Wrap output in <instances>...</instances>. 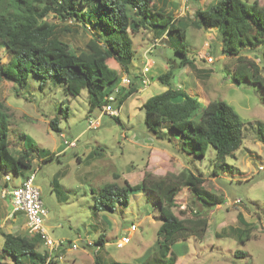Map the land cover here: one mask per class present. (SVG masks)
Segmentation results:
<instances>
[{"label":"rangeland","instance_id":"1","mask_svg":"<svg viewBox=\"0 0 264 264\" xmlns=\"http://www.w3.org/2000/svg\"><path fill=\"white\" fill-rule=\"evenodd\" d=\"M152 1H155L152 7L163 10L159 0ZM172 1L176 7L183 4L186 12L182 27L186 29L188 55H192L193 60V65H185L188 72L181 74L192 89L183 86L186 92L193 95L196 82L202 84L207 97L195 95L201 97L202 103H207L208 99L225 101L245 122L241 147L228 155L219 167L214 164L216 151L213 147H209L203 157L189 153L188 149H183L181 137L172 134L167 124L154 133L144 122V110L134 109L129 103L120 107L118 116L100 115L99 110L89 111L87 89L78 95L69 94L57 78H50L42 86L35 75H30L23 87L7 80L0 84V101L9 113L11 147H23L21 133L37 142V147L30 150L35 156L33 169L25 171L21 177L34 173L35 184L40 187L48 209L44 225L54 240H63L67 245L54 253L57 256L54 264H96V254L106 263L141 262L145 252L155 247L157 229L162 221L155 195L147 191L132 194L128 206L118 205L114 212H106L95 208V191L109 182L123 184L128 180L136 184L143 179L144 171L154 170L163 175L167 170L177 173L183 168L201 177L205 188L221 196L224 202L204 205L188 187L182 186L176 197L175 213L179 217L204 215L209 226L203 240L191 237L189 241L182 240L172 246L178 257L176 264H264V148L255 130L257 122H264V92L253 84H237L227 77L235 68L236 58L223 54L215 29L208 31L192 25L196 10H208L216 0ZM47 19L59 26H70L72 31L65 32L63 38L76 51L85 48L91 32L54 13ZM142 31L133 35L138 55L143 54L146 45L141 36L147 32L142 34ZM171 35L174 37L176 33ZM163 43L166 47H160ZM204 44L206 54L212 57L211 62L196 59ZM152 49L156 51L147 55L149 59L160 60L161 50L178 63L181 59L166 38ZM262 51L263 48L258 47L242 53L262 66ZM8 58L6 49L1 48L0 65ZM108 63L119 73L115 59H109ZM203 64L206 69L197 68ZM179 70H174L173 87H182L183 82L176 75ZM63 109H68V113L64 114ZM88 117H99V126L89 128ZM53 118H57L60 132L51 127ZM50 152L58 153V159H47ZM17 180L13 172H0V247L4 241L2 232L28 234L25 213H13L10 196L5 193L17 184ZM239 215L247 226L239 221ZM132 224L137 229L131 233L128 228ZM244 228L249 230L250 238L246 239L244 234L243 240H239L237 231ZM128 233L130 242L117 247V239ZM102 236L105 246L101 249L95 250L94 243L88 245L86 242L87 239L95 242ZM73 243L77 244L76 248L72 247ZM38 249L47 250L43 242ZM238 250L246 255L236 254ZM27 260L24 258L30 264Z\"/></svg>","mask_w":264,"mask_h":264},{"label":"trees","instance_id":"2","mask_svg":"<svg viewBox=\"0 0 264 264\" xmlns=\"http://www.w3.org/2000/svg\"><path fill=\"white\" fill-rule=\"evenodd\" d=\"M151 3L152 0H0V49L5 48L9 55L8 61L0 65V84L7 80L23 87L30 75H35L42 86L50 78H57L69 94L78 95L87 89L89 111H96L107 102L106 89L118 82L122 71L127 72L134 60L133 35L149 28L160 34L167 32L171 46L181 59L177 65L170 62L169 69L159 76L167 89L143 103L144 122L156 134L167 124L172 134L181 137L183 149H188L189 153L203 157L209 147H213L216 151L214 164L219 167L228 155L241 147L245 122L225 101L212 100L203 104L197 96L173 87L175 68L193 65L188 55L187 32L174 15L155 9ZM50 13L62 20L74 21L86 32H91L84 49L76 51L71 47L63 35L72 28L48 20ZM192 25L215 29L223 54L236 58L235 68L227 73V77L237 84H253L264 92V3L260 0H216L208 10H196ZM173 32L176 33L174 37ZM258 47L263 48L262 66L242 53ZM111 58L120 66L119 73L109 65ZM136 91V86L122 88L116 94L114 105L121 107ZM62 111L68 113V109ZM50 125L60 132L57 118H53ZM255 130L264 148V122H257ZM9 134V113L0 101V172H13L19 177L33 169L35 156L30 150L37 147V142L21 133L19 138L23 147L12 148ZM55 157L58 159L50 152L47 159ZM203 183L201 177L187 168L164 175L146 171L136 184L124 180L123 184L109 182L102 185L95 191V208L114 212L118 205L128 206L132 194L147 191L155 195L162 221L157 229L155 247L146 251L140 264H176L178 257L172 246L191 237L203 240L209 226L204 215L179 217L175 213L176 197L182 186L188 187L204 205L224 202ZM239 221L248 225L241 215ZM237 232L239 240H243L244 234L246 239L250 238L246 228ZM2 235V255L9 256L13 264H26L24 258L30 264L46 263L49 253L38 249L42 242L39 235L10 232H2ZM94 246L104 247V236L96 240ZM238 253L246 255L239 250ZM54 261L55 258L51 264ZM95 262L125 264L102 262L98 254Z\"/></svg>","mask_w":264,"mask_h":264},{"label":"crops","instance_id":"3","mask_svg":"<svg viewBox=\"0 0 264 264\" xmlns=\"http://www.w3.org/2000/svg\"><path fill=\"white\" fill-rule=\"evenodd\" d=\"M152 2H154L153 4L155 6V1H152ZM159 6L166 12H169L171 14H172V12H174L175 13L174 17L177 19L179 24L182 26L183 16H185V14H186V12L184 11L185 6L183 4H180L179 7H176L172 0H159ZM170 6H172V7L170 8ZM186 10H187V8H186ZM145 31L147 33L143 34ZM208 31H213V28L208 29ZM141 33L143 34V36H141L142 41H146V45H145L143 54L138 55L136 53V50H135V57H134V60L132 61V63L129 65L128 71L127 72L122 71L118 82L115 83L110 89H108L106 91L105 96L111 95L113 93L114 87L119 86L121 76L125 74L129 78V83L127 85L120 86V90H122V88H126L129 86H136L137 91L132 93L131 95H129L128 98L124 101V103L121 106L123 107L124 105L129 103V106H131L132 108H134V109L139 108L140 110H143L142 105L149 97H151L155 94L161 93L167 89V86H165L164 84L162 85V83L160 82L159 76L169 69V63L170 62L174 63V65H177L178 62L175 60V58H172V57H169L168 55H165V52L163 50H161L160 60L149 59V57L147 56L148 54H150V53L152 54L156 51L154 49L148 51V48L150 47L151 42L153 41L154 38H161L162 36H164V38H166L167 41L170 39L167 32L160 34L159 31H156L153 28H149V29H143V31ZM205 45L206 44H204L203 49L198 51V56L196 59L204 58L206 60V62H204V63H207L210 61H208L205 58V56H207V54H206L207 51H206V49L204 50ZM164 46L166 47V43H163L162 46H160V47H164ZM133 47H134V42H133ZM190 56H192V55H190ZM209 56H211V55H209ZM118 67H120V66L118 65ZM197 68L206 69L204 64L202 66H197ZM179 69L180 70L176 75L180 76L181 82H183V84H182V87L180 85H175L174 88L182 89V90L186 91V89L183 86H185V87L187 86V88L192 90L191 87H188V85L190 86V84H188L186 82V80L181 77V74L184 73L183 71H187V68L185 66H183V68L181 67ZM144 78L148 79L147 84H143L142 79H144ZM196 84H197V87L194 89L195 91H193V93L192 92L191 93L193 95L207 97L206 91L204 90V86L200 83H197V82H196ZM198 98H199V100H201L200 99L201 97H198ZM209 102H210V99H208L207 103H203V104H208ZM57 155H58V153H57ZM167 172H168V170L165 173H167ZM170 172H174V171L170 170ZM143 173H144L143 175H145V171ZM152 173H155L157 175H162L160 173H156L154 170ZM165 173H163V175ZM17 178H18V180H17L16 185L20 184L22 179H23L21 176H19ZM20 178H22V179H20ZM16 185H14V186H16ZM129 228H128V230L130 231ZM130 232L132 233V231H130ZM189 239H187L185 241H189ZM2 245L0 247V260H1L0 262L2 264H13V261L9 256H2L1 257ZM184 245H186V247L189 248L188 244H184ZM98 249L99 248H97V247L95 248V250H98ZM142 257H143V255H142ZM137 259L138 258L136 257L134 259V261H136ZM141 262H139L138 264H140Z\"/></svg>","mask_w":264,"mask_h":264},{"label":"built area","instance_id":"4","mask_svg":"<svg viewBox=\"0 0 264 264\" xmlns=\"http://www.w3.org/2000/svg\"><path fill=\"white\" fill-rule=\"evenodd\" d=\"M164 38H154L151 42L148 51L152 50V47L157 46L160 44L161 40ZM205 58L208 61H212V57L207 55ZM143 84L148 83V79H142ZM129 83V78L127 75H122L119 86L114 87L113 93L111 95L105 96V100L107 102L102 105L99 109L100 115L106 113L113 116L119 115L120 107H116L114 105V100L116 99V94L120 91V86L127 85ZM89 128H96L99 126V117L98 119H93L92 117H88ZM6 179H10L8 175L5 176ZM6 194L10 196L12 210L14 212L23 211L27 217V231L30 235H39L43 244L47 248L49 256L45 264H51V260L54 258L56 259L57 256L54 255L60 248L67 245L63 240H54L50 235L49 231L45 227L44 223L48 216V209L46 208L43 198L41 189L38 185L35 184L34 181V173H30L25 176L21 183L12 186L11 188L7 189ZM130 231L134 232L137 229L135 224L130 226ZM131 240V235L126 234L117 239L116 245L117 247H123ZM88 245H93L94 242L90 240H86ZM72 247L76 248L77 244L73 243ZM99 248V246H95V248ZM59 257V256H58ZM61 258V256H60Z\"/></svg>","mask_w":264,"mask_h":264}]
</instances>
